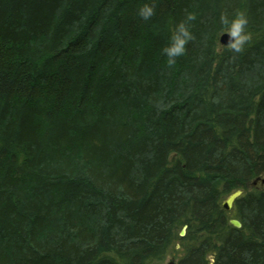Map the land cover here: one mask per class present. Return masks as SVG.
I'll return each mask as SVG.
<instances>
[{
	"label": "trees",
	"instance_id": "16d2710c",
	"mask_svg": "<svg viewBox=\"0 0 264 264\" xmlns=\"http://www.w3.org/2000/svg\"><path fill=\"white\" fill-rule=\"evenodd\" d=\"M142 2L0 0V264H264V0Z\"/></svg>",
	"mask_w": 264,
	"mask_h": 264
},
{
	"label": "clouds",
	"instance_id": "9594fccd",
	"mask_svg": "<svg viewBox=\"0 0 264 264\" xmlns=\"http://www.w3.org/2000/svg\"><path fill=\"white\" fill-rule=\"evenodd\" d=\"M154 4L155 0H143L138 10V15L142 20L150 21L156 15ZM195 19L194 13H188L184 20L175 25L170 43L161 49V54L167 58L170 64L176 63L179 57L185 55L187 45L195 39L191 30V21ZM221 19L224 24L228 25L224 33L229 34L228 45L230 48L235 52L243 51L245 44L251 39L250 34L246 31L247 18L243 14H238L231 20L227 16H222Z\"/></svg>",
	"mask_w": 264,
	"mask_h": 264
},
{
	"label": "water",
	"instance_id": "95a60500",
	"mask_svg": "<svg viewBox=\"0 0 264 264\" xmlns=\"http://www.w3.org/2000/svg\"><path fill=\"white\" fill-rule=\"evenodd\" d=\"M230 42V37L228 33H221L219 36V43L221 45L227 46L228 43ZM249 186H264V176H259L255 179H253L250 183ZM243 189H236L233 192H231L222 202L223 208L226 210H230L235 202V200L242 195ZM230 223L235 226V227H240L241 223L237 219H230ZM185 233V226L181 229L180 235H184Z\"/></svg>",
	"mask_w": 264,
	"mask_h": 264
},
{
	"label": "rangeland",
	"instance_id": "374dc122",
	"mask_svg": "<svg viewBox=\"0 0 264 264\" xmlns=\"http://www.w3.org/2000/svg\"><path fill=\"white\" fill-rule=\"evenodd\" d=\"M182 251L183 249L180 248L178 243H176L173 247L169 249V251L167 252V254L164 256L162 260L152 261L148 264H176L179 257L182 255Z\"/></svg>",
	"mask_w": 264,
	"mask_h": 264
}]
</instances>
